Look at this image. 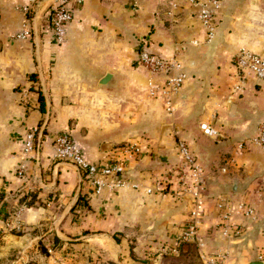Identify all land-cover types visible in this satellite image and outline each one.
Masks as SVG:
<instances>
[{"label": "crops", "instance_id": "0c3cea01", "mask_svg": "<svg viewBox=\"0 0 264 264\" xmlns=\"http://www.w3.org/2000/svg\"><path fill=\"white\" fill-rule=\"evenodd\" d=\"M24 2L0 0V258L11 256L12 264H125L114 233L171 235L191 216L188 197L176 199L163 189L165 173L180 163L176 144L183 139L205 178L201 245L195 243L209 249L223 243L215 225L219 203L246 201L254 214H232L230 255L219 264L257 260L264 246V152L249 139L264 118V83L249 76L241 85L230 57L240 46L264 55V0H223L211 42L195 7H173L171 0H71L74 18L62 47L52 43L45 23L59 0H39L30 35L14 38L25 20L17 9ZM144 48L177 56L187 74L172 112L144 91L146 75L137 67ZM106 73L111 82L100 85ZM201 123L214 133L204 134ZM34 127L41 129L39 160H30L19 179V153ZM58 132H68L91 163L121 159L122 177L140 186H106L95 194L77 167L51 159ZM104 143L111 149L104 151ZM131 144L140 147L138 154L124 151ZM79 192L84 200L76 203ZM17 211L21 226L15 230Z\"/></svg>", "mask_w": 264, "mask_h": 264}, {"label": "built area", "instance_id": "2783aa9c", "mask_svg": "<svg viewBox=\"0 0 264 264\" xmlns=\"http://www.w3.org/2000/svg\"><path fill=\"white\" fill-rule=\"evenodd\" d=\"M38 1L26 0V2L17 7L25 15V20L21 29L14 34V38L26 39L30 35L29 23L33 17L34 6ZM70 1L59 0L45 18L46 29L50 34V39L57 47H62L65 44L67 28L74 18V6ZM72 1L79 4L83 0ZM171 3L173 7L178 5L195 7L197 18L206 35V41L211 42L213 40L217 28V17L222 8L223 0H171ZM230 63L241 85L249 76L255 77L264 83V55L262 53L256 52L249 47L241 46L231 55ZM137 67L146 75L144 91L147 96L161 98L166 111L172 112L174 98L181 91L187 80V74L184 72L180 59L175 55L167 57L157 55L144 48L137 55ZM241 85H237L236 88L240 89ZM199 127L206 135L214 133L210 124L201 123ZM40 133V127H34L26 133L15 168V174L19 179L26 177L30 160H39V155L36 152V141ZM249 143L264 152V118L259 123L256 133L249 139ZM176 145L180 163L171 170L167 181H163V189L169 186V191L173 195H183L190 199L192 221L182 230L180 237L181 240L189 239L191 242L199 243L197 232L198 220L202 216L204 206V171L187 142L178 140ZM124 151L138 154L140 147L136 144H131L127 145ZM50 156L53 161L77 167L80 171L81 179H85L88 185L92 186L95 194L101 193L106 186L115 188L125 186L138 188L140 186L139 183L131 182L122 177L125 168L121 159H113L105 166L87 161L79 145L68 132L55 134ZM98 175H108L112 179L105 181L100 179ZM145 189L147 193L152 192L151 186ZM219 206L222 207L220 216L221 233L227 237L231 236L232 225L230 220L233 213H241L247 217H252L254 214L253 206L246 201L233 203L232 200H226L221 201ZM20 224V213L17 211L12 221V227L19 228ZM235 232H237V229ZM48 251L51 252L50 247H48ZM225 257L223 256V258ZM256 258L264 262V246L257 249ZM210 262L215 263L213 258L210 259Z\"/></svg>", "mask_w": 264, "mask_h": 264}, {"label": "rangeland", "instance_id": "374dc122", "mask_svg": "<svg viewBox=\"0 0 264 264\" xmlns=\"http://www.w3.org/2000/svg\"><path fill=\"white\" fill-rule=\"evenodd\" d=\"M173 168L168 169L169 171L165 173L166 177L165 175L163 177L164 182L167 181V177L170 175ZM169 190L170 187L166 186L164 189L165 194H169L176 199L185 197L183 195H173ZM191 221L190 216L187 222L184 224H177V228L173 229L171 235L166 234V236H154L151 235V233H130L127 236L123 235V233H114L113 235L120 240V243L117 244H119L121 248H125L124 253L122 250L123 256L125 257V264H219L230 255V249H228V245L231 243L229 241L230 238L222 235L220 218L219 220L217 219L215 225L218 230V236L221 239L224 237V241L211 249L204 245L199 246L189 239L181 240L180 235L182 230L185 229ZM19 228H15V230ZM45 248L47 249V254H49L48 247ZM223 256L226 257L223 258ZM211 258L214 259L215 263L210 262ZM0 264H12L11 256H8V258H0Z\"/></svg>", "mask_w": 264, "mask_h": 264}, {"label": "water", "instance_id": "95a60500", "mask_svg": "<svg viewBox=\"0 0 264 264\" xmlns=\"http://www.w3.org/2000/svg\"><path fill=\"white\" fill-rule=\"evenodd\" d=\"M111 79H112L111 73H106V75L100 80L99 84L100 85H106V84L111 82ZM109 149H111V145L109 143H104L103 144V150L107 151ZM249 264H264V262L261 260H252L249 262Z\"/></svg>", "mask_w": 264, "mask_h": 264}, {"label": "trees", "instance_id": "16d2710c", "mask_svg": "<svg viewBox=\"0 0 264 264\" xmlns=\"http://www.w3.org/2000/svg\"><path fill=\"white\" fill-rule=\"evenodd\" d=\"M39 100H40V102H41V107L43 108V97H42V95L41 94H39ZM79 200H84V197H82V195H81V193L79 192V194H78V198H77V201H76V203L79 201ZM76 203L74 204V207L76 206ZM74 207H72V209H74ZM113 239H114V241L116 242V243H120V240L118 239V238H116V236L115 235H113ZM60 241V239L57 237V236H54V238H53V244L54 243H58ZM40 246H41V250L43 251V252H47V249L44 247V243H40ZM130 252V251H129Z\"/></svg>", "mask_w": 264, "mask_h": 264}]
</instances>
